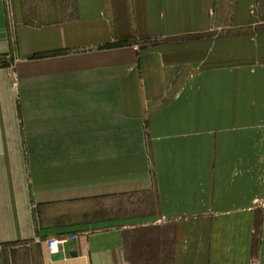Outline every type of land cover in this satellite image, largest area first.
I'll list each match as a JSON object with an SVG mask.
<instances>
[{"label": "crops", "instance_id": "1", "mask_svg": "<svg viewBox=\"0 0 264 264\" xmlns=\"http://www.w3.org/2000/svg\"><path fill=\"white\" fill-rule=\"evenodd\" d=\"M221 5L73 0L51 20L0 0V244L35 264H264V66L230 61Z\"/></svg>", "mask_w": 264, "mask_h": 264}, {"label": "rangeland", "instance_id": "2", "mask_svg": "<svg viewBox=\"0 0 264 264\" xmlns=\"http://www.w3.org/2000/svg\"><path fill=\"white\" fill-rule=\"evenodd\" d=\"M234 2L235 0H221V4L223 5H221V7L219 8V11L221 13H224V18L226 17V19H229L228 22L220 24V26L229 25L228 28L226 26V28H223L219 32L221 33V35L223 34L224 39L227 38L229 40V45L231 47L230 61L233 63L245 62V66L250 69H252V67L254 66L255 67L253 69L264 66V0H257L255 8L250 10L252 22L249 26H240V24L233 23V13L235 11ZM23 3L28 12H35V10L38 9L36 10V12L39 11L43 14L45 13V10H52L53 13H55L57 9H60L59 11L65 10L64 6L69 7V11L72 10L73 6V0H23ZM58 15L46 14L45 16L44 14V17L42 15V19L50 18L51 20H56V18H58ZM70 16L71 15H69L68 17ZM238 46L241 47L242 50L241 48L238 49ZM259 47L262 49V55L258 56L255 54H257V51L259 50L257 48ZM243 54H245V61H243ZM11 64H13V59L6 58L5 60L0 61L1 67L10 68ZM196 71L198 74L202 73V71H200L199 69H196ZM130 201L133 202L130 205H138L137 202L140 203V200ZM133 208L136 210L138 207L134 206ZM261 237L264 238V232L262 233ZM61 238H51L47 240L46 244L52 239ZM255 238H259L258 232H255ZM38 253L40 254L39 249L34 246L25 247L21 245L0 244V264H35L34 259Z\"/></svg>", "mask_w": 264, "mask_h": 264}, {"label": "built area", "instance_id": "3", "mask_svg": "<svg viewBox=\"0 0 264 264\" xmlns=\"http://www.w3.org/2000/svg\"><path fill=\"white\" fill-rule=\"evenodd\" d=\"M68 238L52 239L47 243L48 249L52 254H57L59 250L67 244Z\"/></svg>", "mask_w": 264, "mask_h": 264}]
</instances>
